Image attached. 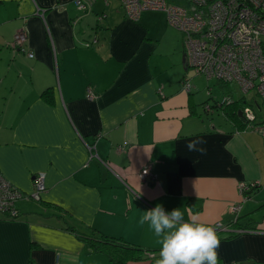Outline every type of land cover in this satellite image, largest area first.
<instances>
[{"label":"crops","instance_id":"1","mask_svg":"<svg viewBox=\"0 0 264 264\" xmlns=\"http://www.w3.org/2000/svg\"><path fill=\"white\" fill-rule=\"evenodd\" d=\"M85 5L0 0V172L25 193L19 216L0 218V264H118L88 239L105 237L140 248L128 264H155L159 238L139 220L157 204L215 228L221 262L264 264V139L241 116L200 105L193 82L185 89L189 70L173 72L158 54L168 25L152 35L134 23L146 13L133 21L119 0ZM20 29L33 57L13 46ZM49 87L54 104L42 95ZM196 140L204 154L188 150ZM148 163L153 181L139 176ZM252 181L244 197L239 184Z\"/></svg>","mask_w":264,"mask_h":264},{"label":"built area","instance_id":"2","mask_svg":"<svg viewBox=\"0 0 264 264\" xmlns=\"http://www.w3.org/2000/svg\"><path fill=\"white\" fill-rule=\"evenodd\" d=\"M87 1L93 3L95 0ZM119 1L126 16L133 21L140 20L144 12H164L170 25L183 34L187 66L196 74L214 77L224 83H236L240 99L244 101L241 110L247 128L264 139V0H186L187 4L169 0ZM78 2L81 8L86 7V0ZM27 41V31L20 29L15 34L13 46L27 51ZM27 53L30 57L34 56L31 50ZM184 84L187 91L191 90L190 79ZM251 92L259 99L255 96L248 99L246 95ZM223 100L232 103L234 97L224 95ZM206 109L210 110V106ZM89 149L92 158L95 146L89 145ZM139 176L144 181L155 179L152 164L143 167ZM34 185L35 191L30 195L40 199L41 191L45 189L42 174L35 177ZM258 185L257 181L241 182L239 188L244 196L246 191ZM24 195L0 173V214L7 219L17 218L19 211L16 203ZM241 206V203H233L231 212L239 213Z\"/></svg>","mask_w":264,"mask_h":264},{"label":"clouds","instance_id":"3","mask_svg":"<svg viewBox=\"0 0 264 264\" xmlns=\"http://www.w3.org/2000/svg\"><path fill=\"white\" fill-rule=\"evenodd\" d=\"M206 143L203 140L191 141L187 144L189 151L206 149L196 145ZM141 226L147 224L159 238L161 244L155 264H218L217 249L220 240L216 229L199 221V214L189 212L187 219L181 208L165 210L162 204L154 209L146 210L140 218Z\"/></svg>","mask_w":264,"mask_h":264},{"label":"rangeland","instance_id":"4","mask_svg":"<svg viewBox=\"0 0 264 264\" xmlns=\"http://www.w3.org/2000/svg\"><path fill=\"white\" fill-rule=\"evenodd\" d=\"M169 1L180 3V4H187L186 0H169ZM145 13L147 14L149 12H145ZM161 13L166 17L164 12H161ZM146 14L143 15L142 21L134 22V23H138V24H142V25L145 24L146 27H149L151 29L150 34H152V35H156V34H158L159 31H162L164 29L165 25L169 26V29L166 30V34H164V36L161 39L158 54H160L161 52L164 54V56H163L164 62H171L172 63V61H174V64L176 66L172 67L173 72L176 73L177 68L180 69L181 65H182V69H183L182 72L184 74L189 70V76L192 77V78H190V81L192 80L191 83L193 82L195 84L194 95L196 96V101L200 105L202 103H203V105H206V102L209 101L208 104L213 105L212 109L214 111L213 113L216 114L215 116L217 117L218 115H221V117H223V119H224L225 116H224L222 110L221 109L216 110V107H214L215 101L216 100L222 101V99L225 95V90L223 89L222 82L219 81L217 78H214V77L208 78L207 76H205L203 74H196V72H194L193 69H187L186 65L184 64L183 57L181 56V52H183V54H184L183 34L178 29H176L175 27L168 24L166 18L164 19L161 17V19H160L157 17L154 20H145V17H147ZM123 17L125 18V14H123ZM145 25H143V26H145ZM176 35L178 36V40H176ZM95 38L96 37H92L89 41L92 45L97 44L94 42ZM90 43H88V44L90 45ZM175 47H177V48L179 47V49L181 50V51H179L180 52L179 54H178V52L175 51V50H177V49H175ZM155 57H156V60H158V62H159L160 61L159 56L155 55L154 58ZM176 59H177V61H176ZM227 85L231 86V88L234 90L237 97L241 96V93H240L239 88H238L236 83H227ZM210 91L212 92L211 94H210ZM254 96H255V99H259V97L254 92H251L248 95H246V97L248 99H250V97H254ZM213 113H212V111H210L208 113L202 112L203 119L204 120H206L208 118L211 119V116L213 115ZM261 114H263V113H261ZM248 221H250V219ZM244 224H246V223H244ZM244 226H246V225H244Z\"/></svg>","mask_w":264,"mask_h":264},{"label":"trees","instance_id":"5","mask_svg":"<svg viewBox=\"0 0 264 264\" xmlns=\"http://www.w3.org/2000/svg\"><path fill=\"white\" fill-rule=\"evenodd\" d=\"M100 14V13H99ZM185 53V52H184ZM188 80L185 79V81ZM184 82V81H183ZM226 84V85H225ZM222 82L223 85V89L225 90V95H230L232 97H234V102L232 103H227V101L223 100L222 101H215V107L221 108L227 116H229L230 118H233L235 120H240L241 122H243V120L241 119L240 115H239V111L242 109L243 105H244V101L242 99H237L233 89L231 88L230 85H227V83ZM43 97H45L47 99V101L51 104L55 103V99H54V94H53V88L49 87L47 89H45L42 93ZM209 101L206 102V107L210 106V110L212 109L213 105L208 104ZM205 107V109H206ZM209 111V110H208ZM1 173V172H0ZM2 174V173H1ZM3 175V174H2ZM4 176V175H3ZM5 177V176H4ZM6 178V177H5ZM13 186H16L15 184H13L8 178H6ZM149 181H153L154 179H148ZM146 180V181H148ZM17 187V186H16ZM18 188V187H17ZM21 190V189H20ZM234 214V213H232ZM0 218H6L4 217L2 214H0ZM247 227H245L246 229ZM248 230V229H246ZM80 236L81 233H79ZM219 239H222L219 234H217ZM233 235L227 236L228 238L232 237ZM85 237V236H84ZM86 239L88 237H85ZM90 243L97 247V248H105L109 251V249L111 250V253H115V255L113 256L115 258L116 263L118 264H128L129 260L132 259H138V253L140 251V248L138 247H133L132 245L128 244V243H121L118 242L116 240H114L113 238H108L105 237V240L102 239H97V238H88ZM113 255V254H112ZM113 258V259H114ZM132 258V259H131ZM235 263H240L243 264L242 262H233V263H227V264H235ZM218 264H225L223 262L220 261L219 258V262Z\"/></svg>","mask_w":264,"mask_h":264},{"label":"water","instance_id":"6","mask_svg":"<svg viewBox=\"0 0 264 264\" xmlns=\"http://www.w3.org/2000/svg\"><path fill=\"white\" fill-rule=\"evenodd\" d=\"M184 60H185V55H184ZM239 115H240L242 118H244V116H243V111H242V110L239 111ZM94 157H97V156L95 155ZM94 157H92V158H94ZM90 158H91V157H90ZM92 158H91V159H92Z\"/></svg>","mask_w":264,"mask_h":264}]
</instances>
